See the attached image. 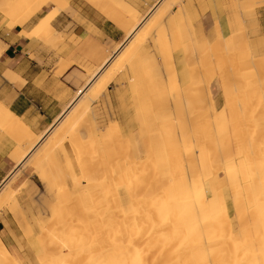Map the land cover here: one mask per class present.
<instances>
[{
	"label": "bare ground",
	"instance_id": "obj_1",
	"mask_svg": "<svg viewBox=\"0 0 264 264\" xmlns=\"http://www.w3.org/2000/svg\"><path fill=\"white\" fill-rule=\"evenodd\" d=\"M10 1L15 10L7 17L13 16L14 26L23 28L50 2ZM231 2L237 6V2ZM118 4L130 30L95 71L81 66L88 73V81L42 134H36L16 112L0 103V118L11 141L18 143V149L26 148L21 154L16 149L10 153L15 165L8 175L32 156L69 109L72 111L67 131L77 124V132L85 133L83 119L90 105L78 100L91 84L101 93L121 70H125L123 80L129 73L139 75L150 64L157 67L156 56L146 52L143 45L146 35L160 25L162 18L172 16L175 2L152 5L144 15L137 8ZM115 11L100 10L109 19H116ZM149 14L153 17L147 18ZM54 18L51 13L45 14L34 33L55 31ZM213 31V44L206 41L200 45L204 59L190 85V92L195 95L207 90V116L190 125L171 119L169 124L156 128L157 137L155 134L144 148L129 145L125 151L106 152L91 127V144L77 133L72 149L80 170L71 174L77 195L67 191V184L59 187V192L65 191L69 196L67 205L72 212L43 221L48 223L52 235L42 244L39 264H264V59L260 66H243L247 58L238 57L242 46L232 31L225 33L218 22ZM20 34L31 38L32 32L24 28ZM158 35L168 40L171 34ZM0 44L3 46L1 40ZM121 46L126 51L108 68ZM212 49L215 54L210 59ZM139 53L141 57L136 56ZM133 56L136 57L132 61ZM245 56L249 59L255 55ZM71 65L66 63L63 70ZM165 76L163 72L162 78ZM216 78L220 80L224 101L219 113L210 90ZM141 86L134 89L135 98L150 93L147 84ZM155 106L145 105L146 114L140 119L143 124L145 119L157 120L160 104ZM163 111L167 112L164 105ZM54 146L50 143L36 154L47 155ZM158 151L162 153V163L140 167L144 164L141 154L149 156ZM38 157L34 167L45 181V169ZM174 164L178 165L171 167ZM92 206L101 210L91 211ZM0 264H21L1 237Z\"/></svg>",
	"mask_w": 264,
	"mask_h": 264
},
{
	"label": "rangeland",
	"instance_id": "obj_2",
	"mask_svg": "<svg viewBox=\"0 0 264 264\" xmlns=\"http://www.w3.org/2000/svg\"><path fill=\"white\" fill-rule=\"evenodd\" d=\"M82 1L83 4L78 5V2H74V0H50L43 8L46 7L47 10L37 12L34 21L32 20L33 22L31 21L24 27L30 26L31 39H37L39 44L29 46L27 51L24 50L21 55L13 56L11 61L2 60L0 90L8 88L10 81L21 88L26 83V78L35 77L33 85L28 87L27 96L36 99L37 104L43 105L50 124L61 113L64 106L76 96L79 87L88 81V73L81 66L84 64L85 68L90 69L91 72L95 71L120 43L114 42L107 51L100 52V48L87 41L81 42L82 39L74 34L72 31L73 21L76 19L78 23H82L88 32H97L98 30L93 25V22L97 20L99 28L106 25L108 28L114 29L115 32L126 36L130 28L128 23L123 21L124 15L121 14L118 3L137 8L136 0ZM231 1L161 0L157 3L156 5L163 6L169 2H175L170 12L172 16L170 18L163 17L160 25L146 35L147 40L143 45L146 52L156 56L158 68L150 64L146 69H142L144 71H141L139 75L129 73L128 77L123 80L121 77L125 70H121L108 84L107 90L101 93H98V89L94 87V84H91V88L89 87L83 97L78 100L79 102L85 100L90 105V109L86 111L83 119L85 133L77 132V124L67 131V120L72 111L69 109V112L48 132L32 156L4 179L5 181L0 185V237L21 264H39V258L44 251L42 244L52 235L48 223L43 224V221L54 215H68L72 212L69 210L71 207L67 205L69 196L65 191L59 192L61 190L59 187L67 184V191L72 196L77 195L71 176L72 171L79 172L80 170L72 149L77 133L83 137L82 140L91 144L93 136L88 135V128L91 127L92 130H96L95 135H99L100 139L99 145L100 147L103 145L106 152L125 151L128 150L129 145L144 148L155 138L156 128H161L163 124H169L171 119L174 122L178 120L190 125L197 119H203L204 115L207 116L204 114L208 105L206 103L209 102L207 90H200L199 94L195 95L194 92H190V85L194 81L196 69L198 66L201 68L199 62L204 59L205 52L200 45L206 41L213 44L211 36L214 34L213 29L217 22L221 24L225 33L232 31L230 33L242 46L237 54L239 58H247L243 66H260L262 64L261 59H264V0H233L237 2V6ZM90 6L94 10L92 15ZM99 7L104 10H116L114 13L116 19H109L100 12ZM13 10L15 7L10 0H0V25L2 28L12 29L14 27L16 19L11 18L13 16L7 17ZM146 11L148 10L142 11L140 15H144ZM47 13H51L52 17L64 13L70 20L66 21V25L63 27L53 24L54 20H52L55 31H50L47 34L34 33L37 30L36 25ZM148 17L152 18L153 15L149 14ZM106 19L110 21L105 22ZM159 32H167L171 35L168 36V40H162L163 38L158 35ZM2 42L4 46L5 43ZM80 43L88 45L87 51L80 52L74 49ZM1 46L2 44H0ZM3 46L0 56L5 49ZM124 49L126 51L125 46H121L108 68L114 65L117 60L119 61ZM213 54H215L214 49L209 52L210 59L213 58ZM245 55L255 56L248 59ZM136 56L141 57V54H136ZM136 56L132 57V61ZM20 57H23L22 60L25 61L21 66V72L15 71L12 75L9 72L14 67L13 63H18ZM253 59L255 61L252 63ZM28 61L36 65H27ZM69 62L72 65L63 70L66 63ZM212 65L215 66V64ZM126 68L129 67L126 66ZM155 69L158 70L155 71ZM229 70L225 69L224 72ZM163 72L166 74L165 78H162ZM22 73L23 78L21 77ZM85 73L87 74L85 75ZM205 75L203 74V76ZM141 84H147L146 88L150 93H143L137 97L138 94L135 98L133 91L142 88ZM67 86H71L72 89ZM210 90L218 107L217 113H219L222 111L221 107L224 105V101L221 97L222 88L218 78L214 80ZM0 103L7 106L9 97H6V100H0ZM149 104L156 106L160 104L158 118L157 120L150 118L147 121L145 119L143 124L140 119L146 114L145 105ZM163 105L167 108V112L163 111ZM22 119L24 120V118ZM4 125V121L0 118V150L2 151L12 139ZM107 128L109 131H105ZM50 143H55L54 148H51L47 155L38 157L40 153H36L44 151ZM178 143L180 142H177V145ZM17 144V142H13L3 159L7 157L15 163L10 153L16 149L21 154L26 149H18ZM177 145L176 148L179 149ZM183 147L185 149L186 146ZM161 154V151L149 156L141 154L144 164H141L140 167L148 168L153 163H162ZM35 157H38L45 169V181L40 179L36 172ZM176 165L178 164L171 167ZM47 180H49V184H47ZM84 193L87 195L86 190ZM8 195L11 198H8ZM82 200L85 201L84 195H82ZM96 209L101 210L97 206H92L91 211Z\"/></svg>",
	"mask_w": 264,
	"mask_h": 264
},
{
	"label": "crops",
	"instance_id": "obj_3",
	"mask_svg": "<svg viewBox=\"0 0 264 264\" xmlns=\"http://www.w3.org/2000/svg\"><path fill=\"white\" fill-rule=\"evenodd\" d=\"M158 1L159 0H136L135 3L139 11H144L149 7L151 8L152 5H156ZM74 2H78V5L83 4L82 0H74ZM89 8L92 15L94 13V10H92V6H90ZM43 10H47V8L45 7V9ZM69 20L70 19L66 17L64 13H60L55 17L53 24H57L59 27H63L66 25V21ZM96 21L93 22V25L98 30L97 32H88L85 26H83L82 23H78L76 19L73 21L72 31L77 37L82 39L81 42H89V44L100 48V52L107 51L108 47H111L114 42H122L124 40L125 36L122 33L120 34L119 32H115L114 29L108 28L106 25L99 28V25ZM106 21L110 20L106 19L105 22ZM30 23L31 22H29V24ZM23 29L24 28L21 26H14L12 29H6L2 28L0 25V39L5 43V49L0 56V85L2 80V60L11 61L14 58L13 56L21 55L29 46H33L38 43V40L35 38L31 39L25 35H21L20 32ZM25 29L27 32L31 31L30 26ZM87 48L88 45L82 43L74 47L76 51L80 52L87 51ZM22 58L23 57H20V59H18V63H13L14 67L11 71H17V73L21 72V66L25 63ZM30 64L36 65L35 63L28 61L27 65ZM21 77L23 78V73L21 74ZM25 81L26 83L21 88H18L14 82L10 81L8 88H5V90L2 91L0 90V100H6V97H9V103H7V107L16 112L21 118H24V120L29 124L31 129L36 134H40L45 131V129L50 125L49 117L47 116V112L44 110L43 105L37 104L36 99L27 96L28 87L33 85L35 77H32L30 79L26 78ZM67 87L71 88V86ZM12 145L13 141H9V144L5 146L4 151L0 150V185L15 165V163L7 157L3 159V157L7 153V150H9Z\"/></svg>",
	"mask_w": 264,
	"mask_h": 264
}]
</instances>
